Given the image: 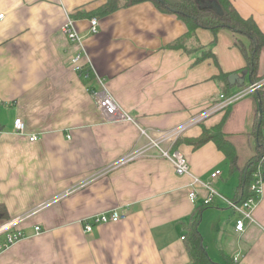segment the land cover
Masks as SVG:
<instances>
[{"label":"crops","instance_id":"crops-1","mask_svg":"<svg viewBox=\"0 0 264 264\" xmlns=\"http://www.w3.org/2000/svg\"><path fill=\"white\" fill-rule=\"evenodd\" d=\"M105 1L0 0V203L9 219L28 216L21 223L28 235L0 254V264H188L184 237L198 210L199 231L215 263L230 264L238 256L237 264H264V191L255 222L246 220L238 231L239 214L226 199L238 195L239 170L232 171L214 141L199 147L191 142L223 123L243 167L236 139L247 134L254 154L256 95L214 112L175 143L202 180L222 171L211 180L222 197L209 205L204 189L195 202L189 199L190 177L178 175L156 149L115 165L134 147L147 145L141 129H172L217 103L225 83L219 76L241 75L246 66L239 45H248V38L226 28L217 35L198 28L200 43L214 57L197 61L202 51L169 47L187 31L176 15L145 1L105 17L89 16ZM230 1L264 33V0ZM70 18L83 37L88 80L72 62L80 46L62 30ZM92 18L99 20L96 33ZM258 74L264 76V46ZM99 78L135 122L106 121L89 90L101 88ZM235 83L229 93L243 89ZM17 117L25 122L22 133L14 130ZM248 122L249 132L243 128ZM32 135L38 139L31 141ZM113 209L126 217L85 231L91 217ZM36 225L42 233L34 234Z\"/></svg>","mask_w":264,"mask_h":264},{"label":"trees","instance_id":"trees-1","mask_svg":"<svg viewBox=\"0 0 264 264\" xmlns=\"http://www.w3.org/2000/svg\"><path fill=\"white\" fill-rule=\"evenodd\" d=\"M145 1L153 2L160 10L168 14L176 15L185 23L187 28L186 33L171 43L169 47L183 49L188 53L202 51L201 57L197 59V61H202L208 57H214V54L211 48L206 49L200 43L196 34L197 29H209L217 35L221 29L226 28L247 37L249 40L248 45L242 43L239 45L246 59V66L241 69V75L237 73L239 80L235 84H238L240 88H244L264 78V76L258 74L260 54L264 46V33L253 18L242 17L230 0H106L103 5L89 14V16L98 18L105 17L122 8H128ZM75 16H79V13L77 12ZM214 42H216V39ZM83 77L87 78V80L92 78L89 71H87V74H83ZM219 79L225 82L222 87V92L227 95L231 94L232 92L229 93V91L232 84L228 80V73H222ZM89 88L92 87L89 86ZM251 94L256 95L258 101L253 130L256 148L254 154L248 158L243 167L239 169L238 152L234 143L226 136L223 130V123L210 129L205 128L199 138L191 141L195 147H199L211 140L214 141L219 149L226 154L230 161L232 171L239 170L238 195L234 199L239 203L251 196L250 185L253 180V175L260 165L264 167V137L262 135L264 128V85ZM230 107H227L225 110H228ZM198 212L199 210L193 214L194 217L189 223L185 235L186 247L190 258L188 264H218L209 256L203 236L199 231L201 215ZM9 218L6 206L0 203V223ZM232 261L230 264H237L234 259Z\"/></svg>","mask_w":264,"mask_h":264},{"label":"built area","instance_id":"built-area-1","mask_svg":"<svg viewBox=\"0 0 264 264\" xmlns=\"http://www.w3.org/2000/svg\"><path fill=\"white\" fill-rule=\"evenodd\" d=\"M4 17V14H0V19ZM74 22L71 19L64 24L62 27L63 32L68 36V38L77 43L80 49L73 56L72 62L74 69L78 72L83 70L82 59L86 56L85 49L83 45V37L80 32L74 27ZM99 20L93 18L90 20V30L92 33L98 32ZM99 83L101 84L100 89L89 88L91 94L96 100L98 108L103 113L106 121L108 122H119L128 121L135 122L134 117L127 112L118 103L115 97L109 92L107 85L104 80L99 78ZM264 85V78L256 83H252L243 89L232 92L231 94L221 93L219 101L212 105L208 110L195 115L187 122L177 125L176 127L163 130L154 134L148 133L145 129L140 130L141 135H145L148 138V143L146 146H141V148L134 147L126 155H123L115 163L117 164H127L136 161L140 158L148 157L149 150L156 149L160 157L166 158L172 162L174 169L178 175L190 177L189 187V199L195 202L200 194V190H206L207 194L203 197L204 204L209 205L213 198L216 196H221L212 185V179L218 178L222 171L220 169L214 170L210 174V179L202 180L197 176L184 156V154L175 148L176 141L183 135H185L188 130L208 118L214 112H219L221 109L225 110L227 107L232 106L236 101L246 94H251L253 91L257 90L259 87ZM14 130L17 133H22L25 130V122L21 117H17L14 121ZM37 135L30 136V140H37ZM114 166V165H113ZM250 190L252 192L246 200L239 203L233 199H226L229 207L239 214L236 222V229L240 232L244 231L246 227V220L251 223L255 222L254 210L261 198L264 191V167L259 166L253 175V180L250 185ZM126 213L119 209L109 210L103 213H99L86 221L84 229L86 232H92L95 226L117 222L126 217ZM22 219H9L3 223H0V254L9 250L15 244L19 243L26 237V231L22 228ZM43 232L41 226H35V233L39 234ZM185 238V237H184ZM239 259L238 256L234 258L235 261Z\"/></svg>","mask_w":264,"mask_h":264},{"label":"rangeland","instance_id":"rangeland-1","mask_svg":"<svg viewBox=\"0 0 264 264\" xmlns=\"http://www.w3.org/2000/svg\"><path fill=\"white\" fill-rule=\"evenodd\" d=\"M71 19V18H70ZM72 20V19H71ZM73 21V20H72ZM83 64V70H81V71H78V74L80 75V76H83V74H87V71H88V68L86 67V65H84V63H82ZM245 88V87H244ZM250 94V93H249ZM249 94H246L245 96H243V97H241L238 101H236V103H234L233 105H237V104H239L240 103V100H241V102L243 101V100H245V99H251V98H253V96H248ZM220 95H221V93L219 94V97H220ZM247 100V101H248ZM236 108L235 107H233V110H235ZM221 110H223V109H221ZM243 128H247V132H249V131H251V129L253 128V125L250 123V122H248V125L246 124ZM247 132H245V133H247ZM245 135V134H244ZM243 135V136H244ZM247 135V134H246ZM245 135V138H237L236 140L238 141V147H239V150H240V164L243 166L244 164H245V162L247 161V159H248V157L253 153V151L251 150V148H250V146L248 145V138H247V136ZM242 136V137H243ZM251 140H252V142H253V148H254V146H255V139H254V137L252 136V138H251ZM73 189L72 188H70V189H67V190H65L64 191V193H62V196H65V195H67L68 193H70L71 191H72ZM36 209H33L31 212H34ZM28 216H23L22 218H20V219H22V220H24V219H26ZM15 219V218H14ZM16 219H18L17 217H16ZM36 226H39V225H36ZM34 234H36V233H34ZM28 235V233H26V236Z\"/></svg>","mask_w":264,"mask_h":264},{"label":"water","instance_id":"water-1","mask_svg":"<svg viewBox=\"0 0 264 264\" xmlns=\"http://www.w3.org/2000/svg\"><path fill=\"white\" fill-rule=\"evenodd\" d=\"M239 75L237 73H232L229 75V80L231 84H234L236 80H239Z\"/></svg>","mask_w":264,"mask_h":264}]
</instances>
